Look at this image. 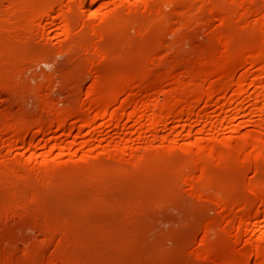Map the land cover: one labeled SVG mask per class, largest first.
Listing matches in <instances>:
<instances>
[{
  "label": "bare ground",
  "instance_id": "1",
  "mask_svg": "<svg viewBox=\"0 0 264 264\" xmlns=\"http://www.w3.org/2000/svg\"><path fill=\"white\" fill-rule=\"evenodd\" d=\"M8 1L0 264H264V0Z\"/></svg>",
  "mask_w": 264,
  "mask_h": 264
},
{
  "label": "rangeland",
  "instance_id": "2",
  "mask_svg": "<svg viewBox=\"0 0 264 264\" xmlns=\"http://www.w3.org/2000/svg\"><path fill=\"white\" fill-rule=\"evenodd\" d=\"M3 1V2H2ZM2 2V3H1ZM8 2H10V1H8V0H0V8H2V10L3 9H5L6 7H7V4H8ZM5 5H6V7H5ZM9 5V4H8ZM1 10V9H0ZM171 39V38H170ZM183 48V47H182ZM186 48L187 47H185L184 49H182L183 51H185L186 50ZM58 57V56H57ZM56 57V58H57ZM55 58V59H56ZM58 60L57 61H60L61 60V58L60 57H58L57 58ZM49 67H46V65H44V64H40V63H36V64H32L31 65V68H30V66H29V68H27L28 70L27 71H25L26 73H24L25 75H23L24 76V78L23 79H26L30 84H34L36 81H37V79H38V77L40 76V74H43V73H49V70L51 71V68H49ZM30 69V70H29ZM34 69V70H33ZM34 71V72H33ZM29 74H28V73ZM32 74H33V76H32ZM27 75V76H26ZM22 76V77H23ZM38 76V77H37ZM35 79V80H34ZM88 79V78H87ZM88 83V81L86 80L85 81V84H87ZM84 84V85H85ZM51 96L53 97V98H58L59 100H64L65 99V95H64V93L62 94V92H60L59 93V91H58V89L56 88H54V91L52 90V92H51ZM64 96V97H63ZM57 99V100H58ZM28 100V99H27ZM31 100V99H30ZM29 101V100H28ZM28 105H27V104ZM26 103H25V106H27L26 108L28 109V106L30 105V108H29V110H31L32 109V101L30 102H27L26 101ZM60 104V105H59ZM58 105H59V107L60 106H62V104L61 103H59ZM7 105H9V103L7 104ZM14 109H16V110H18V108H16V107H13ZM25 108V109H26ZM166 212H168L170 215H168V213H166ZM207 213H209V212H207ZM211 213H213V212H211ZM211 213L210 214H208V215H211ZM161 214L162 213H160V215H156V216H153V225L151 224V222L152 221H150V227H149V229L147 228L146 230H150L149 231V233L147 232V235H148V237H149V240H150V237H151V239L152 240H154V239H156V240H160V243L162 244V247H164L165 246V248H169L170 246H172V245H175L174 243H177V241H178V239L177 238H175V236L176 237H178L177 236V234L176 233H178V235L180 234V231L181 230H178L179 229V225H177L176 226V224H179V222H181L180 221V216H179V213H178V211L177 210H175V209H172V208H169V209H167V211H165V213L163 212V215L164 216H161ZM167 215H168V217H167ZM161 217H164V218H162L161 219ZM165 217L166 218H168V220L169 219H171L172 220V218L174 219V220H172V222L170 221V222H167L168 220H166L165 219ZM160 219V220H159ZM165 220H166V222H165ZM178 220V221H177ZM156 221V223H154ZM160 221H162V222H160ZM175 221V222H174ZM176 223V224H172V223ZM178 222V223H177ZM168 223V224H167ZM181 224V223H180ZM161 225V226H160ZM171 225V226H170ZM152 226V227H151ZM153 226H154V228H155V231H154V228H153ZM165 226V227H164ZM173 227H176V228H173ZM153 228V229H152ZM161 228V229H160ZM165 228V229H164ZM158 229H160V230H158ZM170 231H172V232H170ZM172 229V230H171ZM180 229H181V226H180ZM166 230V231H165ZM177 230V231H176ZM154 231V232H153ZM174 231V232H173ZM150 232H151V235L153 236H151L150 235ZM159 232H162V233H159ZM167 232H169V233H167ZM158 233V234H157ZM170 233H171V235H170ZM26 234H27V236L29 237V235H30V237L32 238V240H30V242H32V241H34L33 239V234H31L30 232H26ZM163 234V235H162ZM166 234V235H165ZM159 235H160V237H159ZM174 235V236H173ZM172 236V237H171ZM147 237V238H148ZM165 237V238H164ZM168 237V238H167ZM30 238V239H31ZM159 238V239H158ZM163 239V240H162ZM171 239H173V240H171ZM174 239H176L177 241L176 242H174L175 240ZM163 241V242H162ZM168 241L170 242V243H168ZM164 242H167V244L166 243H164ZM172 242H174V243H172ZM22 244V243H21ZM20 244V245H21ZM171 244V245H170ZM19 244H18V246H20ZM23 245V244H22ZM22 245H21V247H22ZM25 246V245H24ZM23 246V247H24ZM171 248H174V246L173 247H170L169 249H171ZM166 249V250H167ZM168 249V250H169Z\"/></svg>",
  "mask_w": 264,
  "mask_h": 264
}]
</instances>
